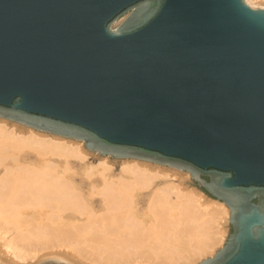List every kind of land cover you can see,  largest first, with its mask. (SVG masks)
I'll return each instance as SVG.
<instances>
[{"label": "water", "instance_id": "obj_1", "mask_svg": "<svg viewBox=\"0 0 264 264\" xmlns=\"http://www.w3.org/2000/svg\"><path fill=\"white\" fill-rule=\"evenodd\" d=\"M0 118L188 173L231 228L195 264H264V7L0 0Z\"/></svg>", "mask_w": 264, "mask_h": 264}, {"label": "bare ground", "instance_id": "obj_2", "mask_svg": "<svg viewBox=\"0 0 264 264\" xmlns=\"http://www.w3.org/2000/svg\"><path fill=\"white\" fill-rule=\"evenodd\" d=\"M5 121L0 118V264H33L30 260L49 257L67 264H190L223 240L227 207L182 183L154 187L144 213L134 209L135 191L149 188L158 176L176 178V172L147 161L122 160L119 178L104 176L98 189L103 210L95 212L64 175L70 169L67 162L60 171L43 158L82 160L86 151L81 141L26 126L23 130L15 122L11 128ZM24 148L40 159L20 160L17 153ZM101 162V167L112 166Z\"/></svg>", "mask_w": 264, "mask_h": 264}, {"label": "rangeland", "instance_id": "obj_3", "mask_svg": "<svg viewBox=\"0 0 264 264\" xmlns=\"http://www.w3.org/2000/svg\"><path fill=\"white\" fill-rule=\"evenodd\" d=\"M246 3H248V2L246 1ZM248 4L252 5L254 7H264V4H259L257 6L256 3L254 2V0H249ZM5 122H7L5 124H7V126H9V127H11L13 124H15V123H13L11 121H5ZM19 126H21L22 129L24 128L23 130H26L25 126L20 125V124H19ZM51 136H53V135H51ZM77 142H79V141H77ZM81 146L86 151V153H85L86 156L82 160L78 159L77 157H69L68 159H66L64 161V158H62L60 156H57V155H50V154H48L47 156H44L43 158L46 159L47 161L52 162L54 165L56 164L60 171L63 169L65 162H67V165L69 166L70 169H67L66 171H64L63 173L66 172L64 175L66 177H68L75 184L74 186L80 191V193L84 197V200L86 201V204L87 205L89 204V206L94 209L93 211L101 212L103 210V203H102L103 201L101 199L102 195H100L98 189L101 188V186H102L101 184L103 183L104 179H106V176H107V179H109V177H112V178H110L112 180H116L117 178H119V175H121V173H120L121 172V169H120L121 167L120 166L122 164L121 162H123L124 160H129V159H115V158H112V157H109V156L95 155V154L87 151L84 148L82 142H81ZM17 154L19 155L20 160H22V161L25 160V162H36L38 159H40L37 155L35 157L36 153L33 150L30 151V149H27V148H24L21 151L19 150V152ZM102 160H106L107 165L108 166L112 165V166H109L107 168H105L104 165L102 167L99 166L98 164H100V162ZM96 165H97V167H96ZM160 166H161L160 168H162L164 171L173 172V173L176 172V176H178V177L171 178L169 176H158V177H156L153 180V183H152V185L149 188H145V189H142V190L135 191V195H134V198H135L134 199V209L138 213L139 212L140 213H144V211L146 209L145 207H146V205L148 204V201H149L148 199H149V197L151 196V193H152L151 191H153L154 187L158 188V187L163 186L165 184L171 183V181H172V182H177L178 184L182 183L183 185H186L187 187L193 188L195 190H199L192 183L188 173H185L183 171H177L176 169L168 168V167H165V166H162V165H160ZM89 167H92L91 168L92 170H90ZM1 168L2 167H0V174L2 173V169ZM88 168H89V170H88ZM86 169L89 171V173H87ZM88 176H90V178ZM104 176H105V178H104ZM126 178H130V176L126 175ZM92 186L95 187V188H93ZM90 188L91 189L93 188V189L91 190ZM89 191H92V192L89 193ZM204 196L208 197L205 194H204ZM171 197L174 198V195H171ZM208 198H210V197H208ZM67 213H69V212H65V214H67ZM83 217L84 216H79V219H81ZM221 223H222V226H223V231L225 232L224 233V238L221 241V243H219L215 247L214 251L217 248H219L224 243L225 239L227 238L228 234L231 231V228H230L228 222H225L224 219H223ZM214 251L211 254L209 253V254L199 258L198 260H196L195 262H192L190 264H195L200 259H202V258H204L206 256L212 255L214 253ZM30 261L31 262H35L33 264H40V263H45V264H67L66 261L60 260L59 258L56 259V257H54V258L53 257H51V258L49 257L48 259L41 260L40 262L36 258L33 259V260H30ZM84 264H90V263L84 262Z\"/></svg>", "mask_w": 264, "mask_h": 264}]
</instances>
